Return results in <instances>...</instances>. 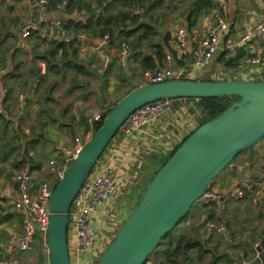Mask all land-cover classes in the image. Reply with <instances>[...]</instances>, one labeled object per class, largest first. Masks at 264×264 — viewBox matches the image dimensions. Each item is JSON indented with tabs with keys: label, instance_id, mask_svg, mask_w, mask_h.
Wrapping results in <instances>:
<instances>
[{
	"label": "crops",
	"instance_id": "1",
	"mask_svg": "<svg viewBox=\"0 0 264 264\" xmlns=\"http://www.w3.org/2000/svg\"><path fill=\"white\" fill-rule=\"evenodd\" d=\"M33 1L0 0V197L4 199L0 202V214L7 215V220L0 223V264H15L17 256L25 253L10 247L14 237L21 233L22 217L27 214L12 203L20 194L13 179L20 160L29 165L34 188L41 183L49 184L48 178L56 183L49 161L54 160L57 167L64 168L67 161L64 148H73L75 136L79 134L88 140L94 132V122L99 121L125 94L149 83V75L156 69L170 67L178 71L182 68L186 72L182 78H195L201 68H212L210 73L204 74V79L241 77L264 80V61L258 68L246 64L244 57L249 53L246 43L240 41L252 25L264 19V0H154L156 4L149 9L136 6L133 10V14L138 15L136 21H126L111 38L105 34L109 36V42L98 48L96 46L105 35H91L81 28L88 18L102 11L96 8V0H88L96 8L93 12L83 6L68 11L66 0L56 3L50 10L47 4L43 10L44 20L27 38H23L21 34L26 23L37 21V6L32 5ZM111 8L109 12L115 13L122 6L114 3ZM135 9L139 14L134 13ZM218 16L225 21L218 48L208 65L195 69L190 64L197 41L192 38H205ZM69 20L78 23L77 29ZM61 27L66 33H85L86 37L68 40L62 35ZM94 27L95 21L92 22ZM121 29L126 33L135 32L125 37L119 32ZM179 29L185 32V55L177 49L175 42V33ZM132 38L134 43L130 42ZM49 43L64 48L54 54H44ZM123 44L127 46L126 51L121 49ZM229 44L233 45L231 52L226 48ZM222 55L225 63L231 62V66L219 62ZM142 57L146 58V69L139 65ZM201 118L198 98H179L172 100L162 116L135 135L124 137L119 132L121 135L110 143L120 153L116 185H126L134 168H155L162 157L199 125ZM242 152L249 153L245 162L236 163V171L229 168L233 173L220 175L219 180L221 176L223 180L217 182L215 189L224 191L242 183L251 185L250 192L246 191L242 199L230 200L221 213L196 202L198 205L191 210L192 217L187 218L191 221L188 225L184 221V225L189 231L197 227V231L189 234L200 239L204 248L211 252L198 262L196 251L189 250L181 256L187 259L183 264H245L257 255L254 242H258L263 250L264 214L260 215V212L264 207V191L254 184L264 180V163H253V158L264 160V138ZM108 155H111L109 150L104 156ZM241 167L244 171L240 179L238 169ZM148 171L144 172L143 178ZM255 195L258 198L253 202ZM230 206L232 216L235 210L237 216L244 213L246 218L243 219L251 225L245 228L246 223L240 225L232 220L231 213H227ZM209 207L213 209L214 217L207 212ZM108 210L103 208L101 214L104 211L105 217ZM208 221L221 223L226 231H207L205 225ZM220 256L222 259L213 261V257ZM165 258L156 251L145 264H159ZM259 264H264V259Z\"/></svg>",
	"mask_w": 264,
	"mask_h": 264
},
{
	"label": "water",
	"instance_id": "2",
	"mask_svg": "<svg viewBox=\"0 0 264 264\" xmlns=\"http://www.w3.org/2000/svg\"><path fill=\"white\" fill-rule=\"evenodd\" d=\"M211 71L212 68H201L195 78L139 86L116 102L88 140L78 134L82 149L72 158L63 177L56 178L49 198L48 264H70L67 226L72 199L122 122L141 105L163 98L230 100L223 111L193 129L156 170L102 249L97 264H144L212 180L228 166L237 170L235 158L264 138V80L204 79V74ZM243 171L244 167L238 169L240 179ZM35 236L42 240L38 233ZM255 249L256 257L245 264H259L264 259V251L259 246Z\"/></svg>",
	"mask_w": 264,
	"mask_h": 264
},
{
	"label": "built area",
	"instance_id": "3",
	"mask_svg": "<svg viewBox=\"0 0 264 264\" xmlns=\"http://www.w3.org/2000/svg\"><path fill=\"white\" fill-rule=\"evenodd\" d=\"M32 5L37 6V21L30 20L26 23L22 29L21 35L23 38H27L36 29L37 24L44 20L45 13H43V10L47 5V0H34ZM134 13L139 14V10L135 9ZM57 24L61 26L62 23L58 21ZM224 28L225 21L222 17L218 16L217 22L210 27L205 38L198 39L196 36L192 38L193 41H197V46L193 48L192 62L190 64L193 68H201L212 61ZM61 33L68 40L86 37L82 33H66L62 27ZM240 41L243 44L246 43L249 53V55L244 57L245 63L252 68L260 67L264 61V19L252 25L242 35ZM108 42L109 36L105 35L96 47L107 45ZM175 42L177 49L185 55L187 51L184 44V30L179 29L176 31ZM226 48L231 52L233 45L229 44ZM121 49L122 51H126L127 46L123 44ZM168 63H170V60H168ZM184 72L185 69L182 68L178 69V71H174L170 67L156 69L149 75V81L161 82L167 79L182 78L186 73ZM253 76L255 77V75ZM172 100L174 99H158L136 108L122 122L119 132L124 137H131L140 132L148 124L162 116L169 109ZM1 112L2 93H0V114ZM74 142L73 148H64L67 155L66 166L64 168L57 167L54 160L49 161V169L54 173L56 178L63 177L72 158L81 151L82 145L78 136H75ZM107 150L110 151L111 155L104 156ZM119 154V150L113 149L112 146L108 145L72 199L68 212L69 221L67 226L70 264H85L87 260L97 259L105 245L102 243V240L108 238L106 232L112 229V226L106 224L107 221L111 220V209L106 212L105 217L103 215L105 210L102 214L101 211L108 206V201L113 194L112 189L118 181ZM13 179L17 183L20 194L12 200V203L16 209L27 212V214H24L22 217L21 233L14 237L10 245L11 250L29 252L34 245L39 244L48 251L46 234L50 218L49 198L55 184L41 183L37 188H34L31 184V170L27 164L22 165L14 172ZM257 184L264 191V180ZM250 187L251 185L249 184L245 186L242 183H238L224 191H218L209 186L199 201L202 204L211 206L216 212L221 213L226 209L230 200L241 199ZM256 198H258V195L253 198V202L256 201ZM261 211L264 214V207ZM185 224H189L188 219L185 220ZM205 229L207 231L216 230L218 233L226 231L221 223H216L215 221H208ZM35 233H38L42 240L37 239ZM253 246L258 247L259 243L254 242Z\"/></svg>",
	"mask_w": 264,
	"mask_h": 264
},
{
	"label": "trees",
	"instance_id": "4",
	"mask_svg": "<svg viewBox=\"0 0 264 264\" xmlns=\"http://www.w3.org/2000/svg\"><path fill=\"white\" fill-rule=\"evenodd\" d=\"M60 1L63 0H47L48 4V10L54 9L56 6V3H59ZM68 2V7L67 10L71 11V9H81L82 6L88 10L89 12L95 11L96 8H101L102 11L97 14L96 16L93 15L88 20L86 21V25H82L81 28H84L85 31L91 35L95 36H103L105 34H108L111 38L113 36L114 32H118V27L123 26L126 21L134 23L137 19L138 15L133 14V10L136 6H143L146 7L147 9L153 7L156 2L154 0H96V8H93L91 6V3L88 0H66ZM104 5V3H106ZM116 3H120L122 6L121 10L116 11L115 13H110L109 10H111L112 5ZM147 4V5H146ZM95 7V6H94ZM95 21V26L92 28V22ZM69 23L73 25L74 29H77L78 23H75L73 20H69ZM101 25V26H99ZM108 32V33H107ZM121 32L125 37L126 36H131L135 31H130L126 33L124 29H121ZM84 33V32H83ZM85 34V33H84ZM139 38V37H137ZM112 40V39H110ZM131 43L133 42V38L130 40ZM64 48L62 45H53L52 43H49V46L44 50V54H54L58 51V49ZM72 47H70V50ZM219 62L223 63L224 65L231 66V62L225 63V57L222 55L219 58ZM139 65L143 66L145 69L147 68V63H146V58H141ZM136 88V87H135ZM198 105L201 108L202 111V118L199 121V125L202 124L203 122L211 119L212 117L216 116L219 114L221 111H223L226 107L230 105V100L227 99L226 97H204V98H198ZM110 111L107 110L100 118L99 121L94 122V131L101 125V122L104 118V116ZM119 131V130H118ZM180 144V143H179ZM178 144V145H179ZM176 145L175 148L178 146ZM174 148V149H175ZM253 148V146L251 147ZM171 150L169 153H167L164 157L161 158L158 163H156V169H152L150 172L147 173L146 175V181L142 183L140 188L136 189V192L138 194L137 199L140 197L142 191L145 188V185L147 182L150 180L152 175L156 172V170L164 163V161L171 155V153L174 151ZM102 155V154H101ZM25 163L20 160L19 163L16 164V168H20L22 165ZM231 172V171H230ZM233 173V171L231 172ZM3 202L4 199L0 197V202ZM197 205L195 202L192 204L190 207L189 211L187 212L186 216L191 218V209ZM206 205L203 204L202 207H205ZM207 207V206H206ZM2 210V206L0 204V212ZM208 213H211L210 217H214L213 214V209L209 207L207 210ZM185 216V217H186ZM209 217V218H210ZM7 220V215H1L0 214V223H3ZM197 231V227L189 229L185 226L182 227L176 231H171L170 233L166 234L165 237H163L155 250L153 251H160L162 254L165 255V260L160 262L159 264H183L184 260L181 258L182 255L187 254L189 250H195L196 251V260L200 262L203 257L207 254L210 253L211 251L208 249L204 248V245H202V242L200 239L195 238L189 234V232L192 231ZM264 250V248H263ZM152 253V254H153ZM151 254V255H152ZM247 254V252H246ZM247 256V255H245ZM190 258V257H189ZM221 258L220 257H214L213 261L218 260ZM148 259V258H147ZM146 259V261H147ZM144 262V264L146 263ZM215 262H213L214 264Z\"/></svg>",
	"mask_w": 264,
	"mask_h": 264
},
{
	"label": "rangeland",
	"instance_id": "5",
	"mask_svg": "<svg viewBox=\"0 0 264 264\" xmlns=\"http://www.w3.org/2000/svg\"><path fill=\"white\" fill-rule=\"evenodd\" d=\"M239 70V69H238ZM121 134L119 133V131H117L114 135V137L111 139V141L109 142L108 145H110V143H112L113 141H115L116 137L117 136H120ZM104 153V152H103ZM143 154V153H141ZM249 155L248 152H242L240 153L236 158H235V163L237 164H242V162H245V159L247 158V156ZM254 162H258V163H264V160L263 159H257V157H254L253 158V163ZM229 167H226L227 169L224 170L223 173L219 174L215 179L212 180V182L210 183V187L211 188H216V184L218 181L220 180H223L222 179V176L225 175V174H228L230 173L229 171ZM144 168V167H142ZM154 169V168H153ZM156 169V168H155ZM148 170H152V169H145L144 170H141L139 169L138 167L137 168H134L133 172L135 171L134 175L132 174L133 172H130V175H129V179H128V182L126 185H123L122 183L121 186H118L116 185L112 191H113V198L110 199L108 201V206H106L104 208V210H108L109 208L112 207L111 209V213H110V218L111 220L107 221L106 224L109 225V226H112V222L113 223V226H112V229H109L107 232H106V235H107V239H104L102 240V243L103 244H107V242L109 241V239L114 235V233L119 229L120 225L122 224L123 220L128 216L129 212L131 211V209L133 208V206L137 203L138 199H137V192H136V189L137 188H140L142 183H144L146 181V177L143 178L144 176V172L146 173ZM138 171V172H137ZM148 171V172H150ZM222 175L220 177V180H219V176ZM230 175V174H229ZM48 177H46L47 179ZM44 179V180H46ZM49 180V184L50 185H54L55 184V180H52L50 181V178H48ZM258 183V182H257ZM256 184V183H255ZM226 185H228V183L226 182ZM146 186V185H145ZM127 187V188H126ZM258 189H259V186H258ZM247 193L250 192V190H246ZM143 192V191H142ZM245 196V194H244ZM243 196V197H244ZM242 197V198H243ZM255 196L252 197V201H253V198ZM241 198V199H242ZM238 200V199H237ZM198 205V204H197ZM249 206V205H247ZM194 209V208H192ZM191 209V210H192ZM232 212V207L230 206L228 208V211L227 213H231ZM232 216V213L230 214ZM245 214L244 213H241L239 214V216L236 215V210L234 212V216H232V220H236V222H239L240 225L241 223L244 224L246 223L247 226H244L245 228L246 227H249L251 225L250 222L244 220L243 218H246L244 217ZM222 217H224V214L222 215ZM189 218V217H184L176 226H175V229L173 231H176L182 227H185L184 225V221ZM191 221V220H189ZM192 224V223H191ZM190 226V225H189ZM230 227V225H229ZM245 239V237H243ZM104 245V246H105ZM247 245V244H245ZM103 246V248H104ZM102 248V249H103ZM46 251V252H44ZM101 254V253H100ZM100 256V255H99ZM99 258V257H98ZM93 259V260H87V262L85 264H97L98 260L99 259ZM214 258V257H213ZM39 259H41V261H39ZM218 259V258H216ZM222 259V256L221 258ZM48 264V251L40 246V245H34V247L32 248L31 251L29 252H25L24 254H19L16 258V263L15 264Z\"/></svg>",
	"mask_w": 264,
	"mask_h": 264
},
{
	"label": "flooded vegetation",
	"instance_id": "6",
	"mask_svg": "<svg viewBox=\"0 0 264 264\" xmlns=\"http://www.w3.org/2000/svg\"><path fill=\"white\" fill-rule=\"evenodd\" d=\"M255 187L258 188V184L257 183L255 184ZM255 197H257V195H255Z\"/></svg>",
	"mask_w": 264,
	"mask_h": 264
}]
</instances>
